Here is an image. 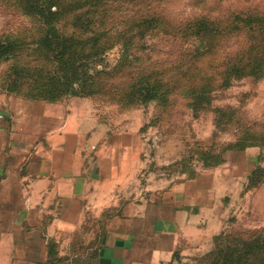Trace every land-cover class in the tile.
Instances as JSON below:
<instances>
[{"label": "rangeland", "instance_id": "1", "mask_svg": "<svg viewBox=\"0 0 264 264\" xmlns=\"http://www.w3.org/2000/svg\"><path fill=\"white\" fill-rule=\"evenodd\" d=\"M14 2L0 0V37L16 36L22 45L15 57L0 59V104L7 103V109L13 106L25 110L31 107L27 103L41 101L5 87L10 84L27 89L33 81L26 71L20 74L17 67H36L43 59L39 51L31 49L39 22L25 15ZM110 3L115 21L129 23L140 35L133 54L138 56L143 51L140 48L144 49L148 64L166 76L178 75L184 87L167 101L119 106L104 95H96L74 97L72 107L76 112L98 114L95 116L115 130L137 132L143 175L152 174L157 185L163 184L160 179H184L187 202L203 209L204 223L203 235L198 233L197 237V241L203 239V248L183 262L215 249V237L222 232L249 240L253 234H262L264 239V74L258 72L264 67V0ZM247 13L259 17L252 20L253 27H241L245 23L240 21L239 29L232 31V21ZM212 27L220 32L214 35L208 30ZM122 50L120 44L110 49L104 64L97 67L113 66ZM261 55L263 58L258 60ZM35 59L38 62H32ZM137 65L139 70L147 67L146 63ZM191 82L206 87L205 101L196 111L185 89ZM210 95L211 105L207 104ZM23 116L21 112L20 122ZM243 142L247 146L237 150ZM217 159L220 162L205 164Z\"/></svg>", "mask_w": 264, "mask_h": 264}, {"label": "crops", "instance_id": "2", "mask_svg": "<svg viewBox=\"0 0 264 264\" xmlns=\"http://www.w3.org/2000/svg\"><path fill=\"white\" fill-rule=\"evenodd\" d=\"M73 99L0 104V264H178L198 254L203 209L187 202L184 179L143 175L137 132L76 112Z\"/></svg>", "mask_w": 264, "mask_h": 264}, {"label": "trees", "instance_id": "3", "mask_svg": "<svg viewBox=\"0 0 264 264\" xmlns=\"http://www.w3.org/2000/svg\"><path fill=\"white\" fill-rule=\"evenodd\" d=\"M110 1L15 0L13 5L39 22L31 49L39 51L43 63L36 67L30 64L17 67L20 74L26 71L33 81H29L31 85L27 89L10 84L5 88L11 92H22L28 99L46 102L104 95L119 106L167 101L171 94L182 90L181 77L177 78L175 74L166 76L164 71L156 69L152 63L148 64L149 57L143 53L144 49L140 48L143 51L138 56L133 54L140 35L129 23L115 21ZM247 14L244 17L239 15L232 21V31L239 29L240 21L245 23L241 27H253L252 20L259 17ZM208 30L214 35L220 32L215 27ZM261 40L264 42V37ZM118 44L122 45L123 52L117 62L109 67L105 64V68L99 69L97 64H104L106 53ZM21 46L16 36L0 37V59L15 57L16 50ZM32 55L37 56L36 53ZM262 58L263 55L258 60ZM32 62L38 61L35 59ZM139 62L146 63L147 67L139 70ZM250 64L251 61L248 62ZM42 66L44 68L39 69ZM258 72L264 74V67ZM185 89L193 101L191 105L195 111L198 110L200 102L205 101L206 87L191 82ZM207 104L211 105V95ZM246 146L247 143L243 142L236 148L243 150ZM205 162H208L206 165H213L220 160ZM257 235H251L253 237L249 240L248 237L225 236L222 232L215 237L218 242L215 249L190 262L179 258L178 264H264V239L262 234Z\"/></svg>", "mask_w": 264, "mask_h": 264}]
</instances>
